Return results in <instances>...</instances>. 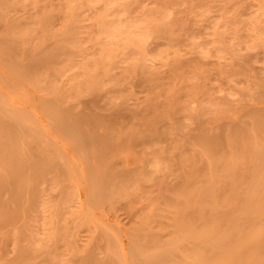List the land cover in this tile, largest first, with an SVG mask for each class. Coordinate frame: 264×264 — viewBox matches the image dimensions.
I'll use <instances>...</instances> for the list:
<instances>
[{
  "label": "rangeland",
  "instance_id": "rangeland-1",
  "mask_svg": "<svg viewBox=\"0 0 264 264\" xmlns=\"http://www.w3.org/2000/svg\"><path fill=\"white\" fill-rule=\"evenodd\" d=\"M19 1L6 9V15L23 21L28 29L24 47L34 48L40 42L46 49L64 46L58 49L64 65L58 61L35 72L42 78L36 88L10 70L9 57L2 54L0 95L8 105L27 108L32 119L37 118L35 125L44 131L45 139H54L76 177L64 180L50 173L39 183L40 196L31 206L29 224L24 228L20 221L11 228L19 238L5 240L0 234V264L15 259L22 244L31 245L35 252L28 264H84L90 255L103 257L109 264L114 261L107 251L112 241L118 243V253L122 251L120 262L113 264H131L135 231L146 224L155 230L162 228L160 210L189 169L197 133L248 122L251 112L264 111V0ZM67 9L74 10V15L65 17ZM44 10L53 13V34L47 36L36 24ZM120 18L129 22L146 19V30L149 26L151 33L142 47L112 42L110 63L99 30L103 21ZM0 24L1 32L4 24ZM68 25L74 28L71 37L64 34ZM156 25L164 29L158 32L152 28ZM70 38H76L75 42ZM58 92H70L67 100L58 101L71 115L99 117L112 167L128 170L135 177L123 181L126 184L122 183L115 196L90 204L92 162L56 128L43 107L45 98H55ZM156 112L160 116L151 128L148 121ZM59 206L65 210L59 211Z\"/></svg>",
  "mask_w": 264,
  "mask_h": 264
},
{
  "label": "bare ground",
  "instance_id": "bare-ground-1",
  "mask_svg": "<svg viewBox=\"0 0 264 264\" xmlns=\"http://www.w3.org/2000/svg\"><path fill=\"white\" fill-rule=\"evenodd\" d=\"M14 4L16 0H0V23L4 24V30L0 32V55H7L8 68L37 88L42 78L37 77L35 72L46 70L58 61L57 64L64 65L59 59L58 50L64 49V46L57 48L55 44V48L50 46L53 49H46L43 47L45 44L38 41L40 43L37 46L34 44V48L24 47L23 38L28 29L24 28L23 21L7 18L6 15L9 12L6 9ZM74 13V10L67 9L65 17ZM52 18L53 13L44 10L39 22L35 20L46 36L53 34L50 30ZM121 19L100 23L99 36L103 39L101 43H104L106 58L113 56L109 48L112 42L118 41L124 45L136 43L135 46L142 47L147 42V33H151L149 26L146 30L149 24L146 19L140 22ZM71 25L64 32L68 37L75 34ZM160 27L156 25L152 28L160 32ZM70 39L75 42L76 38ZM34 73L36 77L32 78ZM68 94L58 92L55 98H45L43 107L54 119L56 128L67 135V139L70 138L72 146L85 151L86 161L92 162L87 170V197L93 205L115 196L123 181L134 176L128 170H120L121 167L118 170L112 167L104 138L107 135L103 132L99 117L89 113L71 115L61 106L58 100H67ZM148 111L150 113V107ZM27 112V108L23 111L22 108L8 105L0 95V234L5 240L19 238L18 233L11 231L13 225L23 221L25 228L29 224L31 206L40 196L39 183L47 180L50 173H56V177H64V180H74L76 177L73 166L56 146L54 139H45L33 120L37 118L32 119ZM159 116L157 113L154 118H149L148 125L151 128ZM249 116L248 122L223 126L216 131L203 129L197 133L193 139L197 149L190 156L189 169L182 176L180 184L174 187L175 190L172 189V196L162 201L165 203V206L160 207L162 228L155 230L146 224L135 231L131 244V264H264V111H253ZM47 129L49 131L50 128ZM65 149L67 151V147ZM155 166L158 167L157 164ZM62 210L65 209L59 211ZM113 242L107 249L110 257L107 253L106 256L119 263L122 251L118 253V243ZM17 252L15 259L5 264H28L34 258L35 252L31 245L22 244ZM123 257L126 259L125 255ZM87 258L84 264H107L103 257L100 259L90 255Z\"/></svg>",
  "mask_w": 264,
  "mask_h": 264
}]
</instances>
